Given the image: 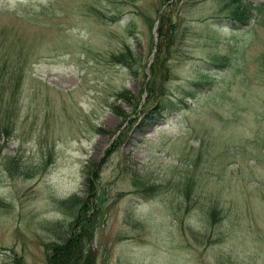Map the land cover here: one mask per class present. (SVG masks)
Masks as SVG:
<instances>
[{
  "label": "rangeland",
  "instance_id": "1",
  "mask_svg": "<svg viewBox=\"0 0 264 264\" xmlns=\"http://www.w3.org/2000/svg\"><path fill=\"white\" fill-rule=\"evenodd\" d=\"M5 54L0 264H264V0H0Z\"/></svg>",
  "mask_w": 264,
  "mask_h": 264
},
{
  "label": "trees",
  "instance_id": "2",
  "mask_svg": "<svg viewBox=\"0 0 264 264\" xmlns=\"http://www.w3.org/2000/svg\"><path fill=\"white\" fill-rule=\"evenodd\" d=\"M235 11V10H234ZM232 11V12H234ZM242 11V9H241ZM227 13L224 15L219 14L218 16L230 19L231 21L235 23H245L247 19H243L244 13L243 11L239 14V12L235 13ZM225 19V20H226ZM159 33V37L163 35V33ZM166 35V34H165ZM165 35L163 36L162 41L163 44H165ZM113 59H117V57H113ZM112 59V60H113ZM119 61V60H118ZM21 64L20 61H18V58L12 56V55H4L2 58L0 56V92L4 93L3 91H8L9 97L13 95L14 91L17 90L19 85L21 84L20 78H21ZM193 83V82H192ZM190 82V84H192ZM188 84V85H190ZM203 86V84H201ZM153 88L149 89L147 92V99L154 102V107H149L147 109L148 111L152 112L151 119L149 121L157 122L158 119H162L165 117L170 109H179L180 105H182L184 98V95L179 93L178 96L176 94H164L162 92H159L155 96V91L151 92ZM13 92V93H12ZM189 95V94H187ZM154 100V101H153ZM10 105H7L5 108L0 110V136H6L8 137V134L10 132V122H9V115L8 112L10 110ZM178 105V106H177ZM1 109V107H0ZM1 145V144H0ZM1 148V147H0ZM217 210L211 209L208 215L210 216V220L214 221L217 217L216 214ZM92 218L91 215H89V218L87 217L84 219V222H80L77 226L80 227L78 233H74L65 243H61L59 246L52 247V252L48 253L46 261V264H92L93 259L91 256V253L89 249L87 248V243L91 239V232H89L88 223L90 219ZM80 225V226H79ZM88 252V253H87Z\"/></svg>",
  "mask_w": 264,
  "mask_h": 264
},
{
  "label": "bare ground",
  "instance_id": "3",
  "mask_svg": "<svg viewBox=\"0 0 264 264\" xmlns=\"http://www.w3.org/2000/svg\"><path fill=\"white\" fill-rule=\"evenodd\" d=\"M55 230V229H54ZM56 241V240H55Z\"/></svg>",
  "mask_w": 264,
  "mask_h": 264
}]
</instances>
